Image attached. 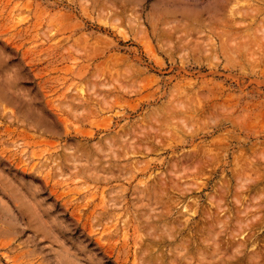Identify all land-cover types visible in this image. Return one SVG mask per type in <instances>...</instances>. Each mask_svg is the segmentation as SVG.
Returning a JSON list of instances; mask_svg holds the SVG:
<instances>
[{
  "label": "rangeland",
  "instance_id": "374dc122",
  "mask_svg": "<svg viewBox=\"0 0 264 264\" xmlns=\"http://www.w3.org/2000/svg\"><path fill=\"white\" fill-rule=\"evenodd\" d=\"M263 193L264 0H0V264H264Z\"/></svg>",
  "mask_w": 264,
  "mask_h": 264
},
{
  "label": "bare ground",
  "instance_id": "6f19581e",
  "mask_svg": "<svg viewBox=\"0 0 264 264\" xmlns=\"http://www.w3.org/2000/svg\"><path fill=\"white\" fill-rule=\"evenodd\" d=\"M260 1H262V0H260ZM252 13V12H251ZM254 15V14H253ZM248 53H249V51H248ZM250 54V53H249ZM251 54H252V52H251ZM254 178V177H253ZM261 178V177H260ZM259 178V179H260ZM240 179V178H239ZM249 179V178H248ZM246 182V181H245ZM252 182V181H251ZM258 182V181H257ZM253 183V182H252ZM241 184V183H240ZM257 184V183H256ZM242 185V184H241ZM243 185H244V183H243ZM253 185H255V184H253ZM252 186V185H251ZM243 187V186H242ZM264 194V193H263ZM237 196V195H236ZM239 197H241V196H239ZM238 197V198H239ZM234 199H236V198H234ZM237 200V199H236ZM239 201V200H238ZM238 203H236V205H237ZM248 205V204H247ZM245 208V207H244ZM248 210H250V209H248ZM250 211H252V210H250ZM249 211V212H250ZM253 211H254V209H253ZM242 214V213H241ZM243 214H245L244 212H243ZM241 216V215H240ZM239 217V216H238ZM243 217V216H242ZM241 219H243V218H241ZM243 221V220H242ZM244 222V221H243ZM243 222H241V223H243ZM246 222H248V220L246 221ZM237 225V224H236ZM250 225V224H249ZM239 226L241 227V224L239 223ZM246 226H248V225H246ZM252 227V226H251ZM239 229V228H238ZM170 231V230H169ZM240 245V244H239ZM236 251V250H235ZM234 252V251H233ZM161 261V260H160ZM185 261V260H184ZM187 261V260H186ZM189 261V260H188ZM192 261V260H191ZM190 261V262H191Z\"/></svg>",
  "mask_w": 264,
  "mask_h": 264
}]
</instances>
